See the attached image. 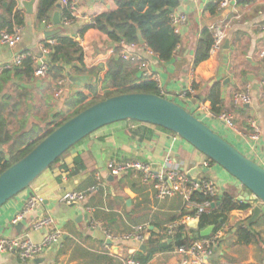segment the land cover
Wrapping results in <instances>:
<instances>
[{"label":"crops","instance_id":"0c3cea01","mask_svg":"<svg viewBox=\"0 0 264 264\" xmlns=\"http://www.w3.org/2000/svg\"><path fill=\"white\" fill-rule=\"evenodd\" d=\"M14 1V10L24 14L25 26L21 28V40L16 46L0 45V68L12 64L14 58L21 54L39 56L40 46L47 45L48 41L55 44L56 36L72 39L82 53L81 63L73 58V63L63 66L60 71L58 77L66 76L67 81L59 100L53 98L52 83L58 78L54 72L40 81L34 76L17 80L13 73L1 77L5 70L1 71L2 95H16L19 89L27 93L23 110L17 114L19 119L13 120L14 126L18 128V121L23 118L25 128H34L35 133L41 135L55 115L70 114L68 104L78 94L87 95L90 100L92 96L88 88L92 87L96 89V96L103 95L101 83L107 71L106 63L117 57V44L87 22L114 11L116 5L114 0H68L75 9L71 15L72 22L63 26L62 12L66 9L58 0L49 14L50 21L47 22L50 27L47 29L35 18L38 0L33 4L30 16L22 7V2L27 0ZM218 1L178 0L179 5L173 12L184 15L187 23L178 35L180 44L169 61H160L145 45L138 44L132 53L145 64V69L139 70L137 60L125 62L128 63V72H134L137 81H145L142 72L150 73L153 78L147 80L155 82L161 95L189 111L204 104L213 114L209 99L214 97L218 101L215 108L219 109V114L232 116L234 128L230 130L214 118L206 119L205 124L245 157L264 168V96L260 88L264 77V56H261L264 51V31L261 30L264 0L230 3L223 10H218ZM214 5H217L216 9ZM5 8L6 2L0 7V20L8 18ZM55 13L59 19L58 26L52 23ZM225 23L230 24L227 48L224 45L220 51L209 53L206 61L193 68L202 32L211 25ZM50 31L58 33L45 38L44 32ZM191 82L195 85L193 94L182 97ZM247 86L250 87V104L234 107L233 95L243 92ZM249 120L255 121L260 131L256 141L249 139L253 133L248 126ZM237 132L244 136H238ZM167 158L171 160L170 167L213 182L219 194L226 192L238 201L245 193L219 167L210 163L203 167L207 159L176 135L131 121L111 124L71 148L56 167L44 171L29 188L0 208V238L28 237L32 242L40 243L45 233L56 229L62 233L60 247L45 252L36 259L40 260L37 263L35 260L23 262L16 254H0V264H122L127 256L144 253L150 239L158 247L165 241L171 243V239L164 237L165 227L184 218L182 214L189 215L192 208L177 195L157 201L151 185L144 184L137 174L113 178L107 171L108 164L113 162H139L158 170ZM98 184L99 191L81 203L67 206L61 202L66 193L84 192ZM35 195L42 197L43 203L14 222L25 210L28 199ZM247 205L249 209L228 215L221 229L222 237L206 264H264V208L257 201ZM256 206H261V213L253 224L246 227L244 224ZM44 217L53 220L51 228L35 230V221ZM173 218L175 220L171 221ZM139 226L146 227L141 234V242L122 239ZM240 226L255 236L252 243L246 245L237 241L236 231ZM179 260L180 256L173 251L159 250L146 264H175Z\"/></svg>","mask_w":264,"mask_h":264},{"label":"trees","instance_id":"16d2710c","mask_svg":"<svg viewBox=\"0 0 264 264\" xmlns=\"http://www.w3.org/2000/svg\"><path fill=\"white\" fill-rule=\"evenodd\" d=\"M57 1L58 0H38L35 14L36 20L40 23L43 21H50L49 14L54 9ZM114 1L116 9L110 13L95 17L94 25L90 27L107 35L109 40L115 44L123 41L127 44L138 45L139 33L146 49L156 55L160 61H169L175 49L180 44L179 36L175 35L169 26V15L178 7V0ZM5 2V14L8 18L0 20V29L2 31L6 30L11 32L14 28H23L25 26L23 12L14 10V0H0V7H2ZM216 6L217 5H214V9H216ZM170 10H172V12H170ZM62 15L72 20V17L66 10L62 12ZM54 39L56 42L53 46H43L50 49L49 73L54 72L55 77H58L63 66L67 67L73 63V58H76L77 62L81 63L82 53L77 43L72 39L57 36L54 37ZM211 44L212 35L208 29H205L196 46L193 68L209 58ZM106 69L105 77L101 83L103 98L99 101H95L96 89L89 87V94L92 96V100H88L89 96L87 95L82 93L78 94L76 98L68 104V109L71 111L70 114L68 116L63 113L55 115L41 135L35 133L34 128H25L26 121L23 118H20L18 121V128L16 125L13 126L11 124L14 119H19L17 114L23 110V103H25L27 99V93L19 89L16 95H2L0 78V174L25 157L37 144L63 123L100 101L130 93L151 94L165 98L160 94L155 82L150 80L142 82L137 81V79L134 78V72H128V63L117 57L108 60ZM9 73H13V78L17 80L20 78H31L34 74V65L31 58L23 60L19 67H15L12 70H5L1 77H7ZM192 89H195L194 84L192 85ZM209 101L213 114L219 115V109L215 108L218 101L214 97H211ZM61 158L62 156L55 161L49 169L56 167ZM207 161L209 160L207 159ZM76 163L78 164V161H76ZM209 163L214 165L210 161ZM192 200L196 203L209 201L214 204L213 210L208 215H203L200 218L198 228L194 230L186 225L179 226L175 235L171 238L172 242L167 243L165 241L161 247H158L154 240L150 239L146 251L144 253H138L134 257L136 260L141 264H146L159 250L171 252L176 248L188 247L192 241L200 239L198 234L199 230L213 225V233H216L223 228L231 212L249 209V205L236 201L233 196L226 192L214 198L195 194ZM192 213L193 211L189 212V215ZM183 216L185 217L186 215L182 214V217ZM174 220L175 218L171 221ZM254 237L251 231L245 227L240 226L236 231V238L239 243L248 245L253 242Z\"/></svg>","mask_w":264,"mask_h":264},{"label":"built area","instance_id":"2783aa9c","mask_svg":"<svg viewBox=\"0 0 264 264\" xmlns=\"http://www.w3.org/2000/svg\"><path fill=\"white\" fill-rule=\"evenodd\" d=\"M191 2H196L197 0H189ZM236 0H219L218 10H223L230 5V3H235ZM60 4L66 9L67 13L72 15L75 5L68 0H60ZM236 19H239L237 16ZM72 22L67 18H63L61 24L67 26ZM88 25H94V19L88 20ZM187 23V18L184 15H180L172 12L169 15V26L175 35H180L181 29ZM42 25L44 28H49L47 21H43ZM230 24H215L209 27V32L212 35V44L209 50L210 54L220 51L225 42L228 39ZM261 30L264 31V24L261 25ZM21 40V29L14 28L11 32L6 30L0 32V45L14 47ZM48 46H53L54 42L48 41ZM138 48L137 44H127L123 41L117 44V58L123 61L137 60L139 63V70L145 69V64L140 63L139 59L136 58L132 51ZM150 52V51H149ZM151 53V52H150ZM49 55L50 49L44 47L43 45L39 48V56H33L30 54H21L14 58L12 64H6L0 68V73L3 70L12 69L13 67H19L23 60L26 58H31L34 65V78L42 81L46 80L49 76ZM264 56V51L261 53ZM153 76L144 71L142 72V79H151ZM67 77L63 76L54 80L52 83L53 98L59 100L62 97L65 83ZM191 82L187 91L183 94H193ZM260 88L262 95L264 96V77L260 81ZM251 101L250 98V87L247 86L243 92L236 93L233 95L232 102L233 106L236 108H242L249 105ZM186 109V108H185ZM187 110V109H186ZM190 112L199 121L205 124L206 119H217L226 128L232 130L233 118L227 113H221L218 116L213 115L209 108L205 107L204 104L199 105L196 109ZM206 125V124H205ZM248 126L253 130V133L249 136V139L256 141L259 138L260 131L253 120L248 121ZM237 135L242 137V133L237 132ZM171 160L167 158L164 161V166L160 167L158 170L151 168L150 165L141 164L139 162H117L109 163L107 166V171L109 175L113 178H121L128 175L129 173L139 175L141 181L144 184H149L154 191V197L157 201H163L166 198L173 196H180L185 203L192 208L193 213L187 215L179 221L172 222L168 224L164 229V237L171 239L179 226L186 225L190 226L192 223H198L203 215H208L212 210V204L209 201H204L202 203H196L193 201V196L195 194H200L209 198H214L219 195L218 189L215 184L209 180L198 179L192 177L185 172L179 171L171 166ZM209 161L203 164V167H207ZM98 180V179H97ZM99 184L95 185L84 192H69L62 196L61 202L67 206L75 205L83 202L88 196L99 191ZM258 202V201H257ZM43 203V198L35 195L31 196L26 202L25 210L19 214L14 222L21 220L27 213L35 210L39 205ZM259 203V202H258ZM260 204V203H259ZM214 205V204H213ZM261 205V204H260ZM53 225V220L50 217L39 218L33 224V228L37 229H49ZM146 229L144 226L134 227L132 232L126 236H123L125 241L141 242L142 232ZM222 237V230L212 233L207 238H200L194 240L190 243L188 247L176 248L173 252L180 256V260L175 264H206L209 258H211L213 251L217 245V242ZM110 239V237L108 236ZM62 243V233L56 229L50 230L45 233L40 243L32 242L28 237H19L14 239L0 238V254H16L18 258L25 261H34L45 252L51 249L60 247ZM122 264H141L134 256L129 255L123 259Z\"/></svg>","mask_w":264,"mask_h":264},{"label":"water","instance_id":"95a60500","mask_svg":"<svg viewBox=\"0 0 264 264\" xmlns=\"http://www.w3.org/2000/svg\"><path fill=\"white\" fill-rule=\"evenodd\" d=\"M35 1L22 2V7L29 16L33 14ZM243 1L250 0H236V3ZM57 9H60V5H57ZM52 23L59 25L56 13L52 17ZM57 33L58 31L44 32V37L50 38ZM138 40L139 45L143 46L139 33ZM227 44L226 41V48ZM124 121L152 125L176 135L245 190L242 199L238 201L243 204L258 201L264 208V168L245 157L185 108L166 98L143 93L123 94L100 101L45 137L25 157L0 174V208L29 188L55 161L86 137L105 126ZM261 206L254 207L251 218L244 224L246 227L259 217ZM190 227L196 230L198 223H192ZM213 230V225L208 226L199 231V237L207 238ZM38 261L40 260H35L36 263Z\"/></svg>","mask_w":264,"mask_h":264},{"label":"rangeland","instance_id":"374dc122","mask_svg":"<svg viewBox=\"0 0 264 264\" xmlns=\"http://www.w3.org/2000/svg\"><path fill=\"white\" fill-rule=\"evenodd\" d=\"M103 94V93H102ZM103 98V95H101V96H96L95 97V101H99V100H101ZM91 100H92V98H91ZM137 123V122H136ZM13 126H14V122H12L11 123ZM218 244V243H217Z\"/></svg>","mask_w":264,"mask_h":264}]
</instances>
